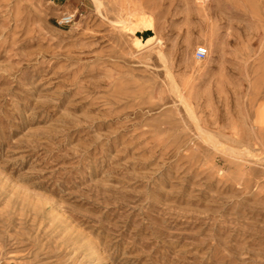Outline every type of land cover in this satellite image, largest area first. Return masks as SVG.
Masks as SVG:
<instances>
[{
	"label": "rangeland",
	"instance_id": "374dc122",
	"mask_svg": "<svg viewBox=\"0 0 264 264\" xmlns=\"http://www.w3.org/2000/svg\"><path fill=\"white\" fill-rule=\"evenodd\" d=\"M99 2L0 0V264H264V0Z\"/></svg>",
	"mask_w": 264,
	"mask_h": 264
},
{
	"label": "built area",
	"instance_id": "2783aa9c",
	"mask_svg": "<svg viewBox=\"0 0 264 264\" xmlns=\"http://www.w3.org/2000/svg\"><path fill=\"white\" fill-rule=\"evenodd\" d=\"M74 17L72 15H64L61 18V25H70L73 22ZM208 56V49L206 47H201L197 51L196 58L198 60H203Z\"/></svg>",
	"mask_w": 264,
	"mask_h": 264
},
{
	"label": "bare ground",
	"instance_id": "6f19581e",
	"mask_svg": "<svg viewBox=\"0 0 264 264\" xmlns=\"http://www.w3.org/2000/svg\"><path fill=\"white\" fill-rule=\"evenodd\" d=\"M94 1H95L96 4L98 5V7H99V6H100V7L102 6V5H100V2H99L100 0H94ZM144 21H145V20H144ZM144 21H143V22H144ZM151 21H152V20H151ZM151 21H150V22H151ZM140 22H141V21H140ZM141 25H143V30H141V32H139L140 34H142V31H146V32H147L148 30H149V31H152V28H153V27L151 28V27L149 26V23H142ZM136 27H137V26H136ZM140 28H141V26H140ZM129 30H130V29H129ZM130 31H132V30H130ZM153 33H154V32H153ZM154 36H155V35H154ZM154 36L151 37L150 40H151V39H154ZM140 39H141V38H138L139 41H140ZM144 40H145V39H144ZM136 42H137V40H136Z\"/></svg>",
	"mask_w": 264,
	"mask_h": 264
}]
</instances>
